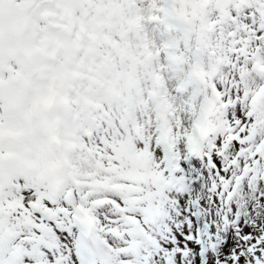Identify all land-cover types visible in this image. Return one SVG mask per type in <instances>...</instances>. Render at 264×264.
<instances>
[{
  "label": "rangeland",
  "instance_id": "1",
  "mask_svg": "<svg viewBox=\"0 0 264 264\" xmlns=\"http://www.w3.org/2000/svg\"><path fill=\"white\" fill-rule=\"evenodd\" d=\"M242 38L264 47V0H0V192L18 176L58 194L103 174L150 212L185 196L198 217L199 201L216 209L264 155V64L245 67ZM235 105L255 123L227 119ZM254 204L251 178L234 206Z\"/></svg>",
  "mask_w": 264,
  "mask_h": 264
},
{
  "label": "snow or ice",
  "instance_id": "2",
  "mask_svg": "<svg viewBox=\"0 0 264 264\" xmlns=\"http://www.w3.org/2000/svg\"><path fill=\"white\" fill-rule=\"evenodd\" d=\"M253 44L241 39L245 67L256 60L264 64V47L257 51ZM253 75L264 83V73L254 70ZM233 114L242 127L255 123L239 105L227 119L233 121ZM257 135L264 139V125ZM231 147L238 153L243 146L234 141ZM210 159L217 174L225 175L222 157ZM247 164L252 171L241 185L230 184L236 187L231 197L216 196V209L197 202L207 209L199 217L185 208L186 196L175 202L162 198V207L150 212L139 196L105 186L103 174L58 194L18 176L0 192V209L7 210L0 221L11 232L0 240V264H264V225L254 219L264 206L249 205L250 212L240 213L234 206L249 179L264 182V155H254Z\"/></svg>",
  "mask_w": 264,
  "mask_h": 264
},
{
  "label": "trees",
  "instance_id": "3",
  "mask_svg": "<svg viewBox=\"0 0 264 264\" xmlns=\"http://www.w3.org/2000/svg\"><path fill=\"white\" fill-rule=\"evenodd\" d=\"M144 200V199H143Z\"/></svg>",
  "mask_w": 264,
  "mask_h": 264
}]
</instances>
